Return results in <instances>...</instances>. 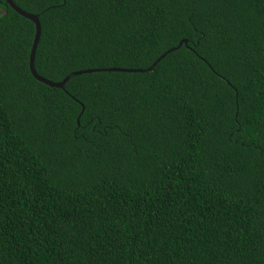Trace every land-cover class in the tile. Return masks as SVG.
<instances>
[{
  "label": "trees",
  "instance_id": "trees-1",
  "mask_svg": "<svg viewBox=\"0 0 264 264\" xmlns=\"http://www.w3.org/2000/svg\"><path fill=\"white\" fill-rule=\"evenodd\" d=\"M12 1L0 264H264V0Z\"/></svg>",
  "mask_w": 264,
  "mask_h": 264
},
{
  "label": "water",
  "instance_id": "water-1",
  "mask_svg": "<svg viewBox=\"0 0 264 264\" xmlns=\"http://www.w3.org/2000/svg\"><path fill=\"white\" fill-rule=\"evenodd\" d=\"M7 3L14 9L16 10L19 14L29 18L33 23H34V35H33V40H32V44H31V48H30V52H29V59H28V66L30 69L31 74L38 80L53 86V87H63L64 82L71 77L72 75L75 74H79V73H83V72H95V71H144V70H149L152 68L153 65L156 64L157 61L160 60L161 57L164 56L165 53L161 54L159 57H157V59L151 64L149 65L146 69H141V68H127V67H100V68H87V69H82V70H75L70 72L69 74H67L62 80L60 81H52L49 80L47 78H45L44 76L40 75L37 73V71L34 68V55H35V51H36V46L39 40V36H40V31H41V26H40V22L38 19L37 14L34 13H30L27 12L25 10H23L22 8H20L19 6H17L12 0H6ZM184 41L186 42V39H182L179 44ZM178 44V45H179Z\"/></svg>",
  "mask_w": 264,
  "mask_h": 264
}]
</instances>
